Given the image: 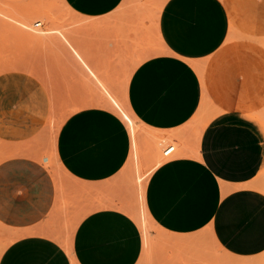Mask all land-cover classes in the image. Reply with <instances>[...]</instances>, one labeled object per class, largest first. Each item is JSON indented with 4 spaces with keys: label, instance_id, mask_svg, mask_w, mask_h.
Wrapping results in <instances>:
<instances>
[{
    "label": "crops",
    "instance_id": "0c3cea01",
    "mask_svg": "<svg viewBox=\"0 0 264 264\" xmlns=\"http://www.w3.org/2000/svg\"><path fill=\"white\" fill-rule=\"evenodd\" d=\"M65 1L89 17L128 13V8L119 7L123 0ZM228 29L221 0H165L158 35L166 51L143 59L127 86L129 106L142 122L171 130L192 118L202 86L187 59L218 51ZM5 104L10 106L6 121L15 104ZM130 144L124 122L106 108L84 107L63 121L56 153L79 186L70 194L74 202L68 212L54 210L55 182L39 161L24 155L0 161V223L19 233L1 253L0 264H151L155 256L159 264L171 259L168 264H210L194 255L213 244L238 256L264 250V193L248 185L264 167V134L254 120L230 111L205 126L194 144L195 154L165 159L147 180L146 205L166 242H153L145 249L140 228L127 212L100 205L77 223L72 258L50 232H67L76 208L130 195L123 178Z\"/></svg>",
    "mask_w": 264,
    "mask_h": 264
},
{
    "label": "bare ground",
    "instance_id": "6f19581e",
    "mask_svg": "<svg viewBox=\"0 0 264 264\" xmlns=\"http://www.w3.org/2000/svg\"><path fill=\"white\" fill-rule=\"evenodd\" d=\"M221 1L229 16L230 28L226 40L230 42V47L219 56H215L218 53L216 51L203 59H187L199 75L201 100L192 118L184 126L171 130L146 125L132 111L127 98L128 81L135 67L143 59L166 51V46L164 47L158 35V18L165 0H123L119 7L128 8L124 10L127 14L122 12V16L118 14L116 17L83 16L78 18L80 22L73 30L52 25L54 19L49 13L51 5L48 3L29 6L23 11L14 8L21 16L0 6V21L7 24L17 37L30 44L49 48L56 58L64 60L81 88L66 91L65 96L55 99L50 84L45 82L51 98V112L55 110L58 115L54 131L55 142L63 121L73 111L84 107L106 108L114 112L127 127L131 144L123 168V178L130 187V195L124 196V200L109 198L101 205H115L127 212L140 228L144 242L142 246L145 249L150 248L153 242L159 244L160 241H165L161 228L152 218L145 201L147 180L160 163L176 154H195L194 144L203 129L222 113L239 112L254 120L264 134V0ZM118 17L121 19H117ZM102 26L112 32L114 43H109L101 54L92 51L87 40H83L92 38ZM128 54H133L132 59H129ZM169 146H173L175 151L165 154L164 150ZM3 157L0 155V161ZM54 163L61 170L63 165L57 158ZM248 185L264 193V167ZM94 208L96 206L90 207L82 215ZM60 242L73 258L70 242L66 239H60ZM219 245L203 248L201 252L195 253L194 258L210 264H264V250L250 256H238ZM155 257L150 258L151 264L158 259Z\"/></svg>",
    "mask_w": 264,
    "mask_h": 264
},
{
    "label": "rangeland",
    "instance_id": "374dc122",
    "mask_svg": "<svg viewBox=\"0 0 264 264\" xmlns=\"http://www.w3.org/2000/svg\"><path fill=\"white\" fill-rule=\"evenodd\" d=\"M45 3L51 5L49 13L53 16L52 25L55 27L73 30L80 22L78 18L84 16L76 13L65 0H0V6L17 15L20 14L15 12L16 9L23 11L29 6ZM113 39L112 32L102 26L95 31L92 38L83 41L87 40L92 51L102 54V50L106 49L109 43H114ZM229 45L230 42L225 40L215 56L225 52ZM128 57L132 59L133 54H128ZM45 82L50 84L55 99L61 95L65 96L66 91H77L80 88L64 60L56 58L49 48L30 44L17 37L7 24L0 21V155L4 156L3 159L24 155L39 161L50 172L55 182L54 210L68 212L74 202V191L79 186L63 167L60 170L54 163L56 158L59 160L54 138L58 115L55 110L51 112V98ZM5 103L15 104V111L9 114L6 121L4 118L10 106ZM106 200L76 208L67 232L50 233L54 234L58 241L66 239L71 245L73 231L85 215L82 213L92 206H100ZM18 235L19 233L10 231L0 223V255Z\"/></svg>",
    "mask_w": 264,
    "mask_h": 264
},
{
    "label": "built area",
    "instance_id": "2783aa9c",
    "mask_svg": "<svg viewBox=\"0 0 264 264\" xmlns=\"http://www.w3.org/2000/svg\"><path fill=\"white\" fill-rule=\"evenodd\" d=\"M173 146H169V147H167L165 150H164V153L165 154H169L170 152H172L173 151Z\"/></svg>",
    "mask_w": 264,
    "mask_h": 264
}]
</instances>
